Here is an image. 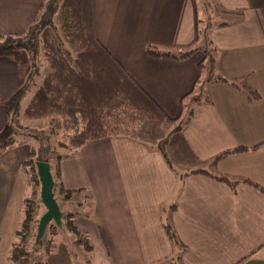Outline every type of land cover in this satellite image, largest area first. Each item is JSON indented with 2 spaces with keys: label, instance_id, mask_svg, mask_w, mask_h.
<instances>
[{
  "label": "crops",
  "instance_id": "0c3cea01",
  "mask_svg": "<svg viewBox=\"0 0 264 264\" xmlns=\"http://www.w3.org/2000/svg\"><path fill=\"white\" fill-rule=\"evenodd\" d=\"M213 2L219 17L198 48L199 0H91L98 41L170 118L192 116L169 133L166 160L157 147L119 137L88 141L60 162L58 184L87 197L89 216L76 222L91 246L87 264H264V0ZM44 4L0 0V37L28 33ZM148 48L177 57L198 50L173 60L151 58ZM202 48L212 68L197 80ZM23 85L16 64L0 57V106ZM6 123L0 107V133ZM239 147L247 150L209 166ZM15 150L0 157V264H8L25 193L27 153ZM198 170L235 185L189 174ZM166 223L184 250L168 241Z\"/></svg>",
  "mask_w": 264,
  "mask_h": 264
},
{
  "label": "trees",
  "instance_id": "16d2710c",
  "mask_svg": "<svg viewBox=\"0 0 264 264\" xmlns=\"http://www.w3.org/2000/svg\"><path fill=\"white\" fill-rule=\"evenodd\" d=\"M45 4L44 10L52 11L51 18L31 26L30 32L25 35L0 37V57L13 61L24 79L23 87L3 103L8 119L0 133V157L9 150L26 144L25 141L15 139L16 136H23L24 133L15 128L14 117L19 112L22 96L31 79L38 74L39 68L32 63L40 56L44 59L47 70L21 115L30 121L48 120L49 134L47 136L58 139L54 149L71 151L72 153L70 152L68 156L76 155L88 141L129 138L125 133L134 119L163 127H171L181 120L180 115L177 118H170L98 41L93 30L91 0H45ZM57 13L59 16L56 17ZM41 16L42 14L40 18ZM197 50L188 51L177 57L160 54L148 48L146 54L151 58L182 60ZM211 64L212 60H210ZM203 66L204 61L198 65L197 80ZM210 82L241 90L240 86L224 78H215ZM244 94L248 100L259 98L254 91L245 90ZM191 116L192 111L189 110L185 119L189 120ZM26 137L32 136L28 134ZM44 138L32 137L38 146L36 149H29L20 164V170L25 178V193L21 201L19 223L14 239L25 240L29 237L33 224L36 223V227L38 224L34 218L35 208L41 206L36 162L50 165L51 157L54 156V165L53 168L50 166V171L54 182L53 197L58 206V197L61 199L59 201L66 203H69L74 195L79 198L83 196L87 200L84 194H79L82 191H67L58 184L60 162L68 156L57 155L48 145L47 137ZM158 150L166 160V148ZM246 150L239 147L223 152L213 158L209 166L214 168L217 162L226 156ZM189 174H205L220 182L235 185L226 177L201 170ZM32 177L35 179L34 183L31 182ZM245 183L255 186L249 181ZM73 218V214L62 216V219L66 221L65 229L74 236V244L81 245L89 253L91 252L89 240L76 230ZM163 229L171 245L180 250L185 249L168 223L163 225ZM46 230H58V228L50 223ZM41 244L42 240L39 244L35 243L33 250ZM48 251L50 246L46 249V252ZM31 254L24 248L12 244L7 262L8 264H32Z\"/></svg>",
  "mask_w": 264,
  "mask_h": 264
},
{
  "label": "rangeland",
  "instance_id": "374dc122",
  "mask_svg": "<svg viewBox=\"0 0 264 264\" xmlns=\"http://www.w3.org/2000/svg\"><path fill=\"white\" fill-rule=\"evenodd\" d=\"M197 7H198L201 14H203V11H205V15H201V17H200V19H201L200 21L202 24L199 23L201 25L200 30H199L200 42H199V45L197 46L198 48H201V47L204 48L205 47V40H206V38H203L204 30L205 31L208 30L207 32H209L214 26L215 18L218 19L219 16L214 11L215 7H214L213 0H199ZM41 14H42L41 18L39 17V19L35 22L34 25H36L38 22L48 20L49 18L52 17V11L50 12L49 10H44V7H43V11ZM55 15H56V17L59 16L58 13ZM30 30H31V28H30ZM30 30H29V32H30ZM207 34L208 33H206V36H207ZM203 48H202V50H203V54L205 56V59H204L205 62H204V66L202 67V70L204 68H206V70L209 71L211 69L210 60L212 57H211L210 52L207 49L204 50ZM32 64L40 69V73H41L40 79H41L42 69H45L44 70L45 72L47 70V66H46V63L44 62V59L42 58V56H40ZM30 71L31 70H29V72ZM43 76H44V74H43ZM214 76H216V75H214ZM209 78H211V77H208V79ZM215 78H211L209 80L211 81L212 79H215ZM37 79H38V76H34L31 79L27 90L25 91L24 95L22 96V99H21V102L19 105L20 106L19 112L14 117V120H15L14 122L16 124L15 128L20 129V131L24 133L23 136L22 135L16 136L15 139L17 141H25L26 144L14 148L16 150L13 153H18V151H20V152L25 151V153H27L28 150L31 148L36 149L38 146L37 145L38 143H36V141L33 140L32 137L33 136H39V137H43V138L47 137L46 139H47L48 145L50 146V148L52 150H54L57 153V155H59L61 157L68 156L69 154L72 153L71 151H65V150L59 151V150L54 149V146H55L56 142H58V139H57V137H51L50 138L47 136L49 134L48 133L49 132V121L48 120L30 121V120H26L21 115L22 110L27 106L31 97L33 96L34 92L36 91L37 87L40 85L41 81H39ZM235 84L238 85L237 83H235ZM195 94H198L197 91H195ZM192 99H194V98H192ZM188 100H190V99H188ZM188 100L186 102H189ZM0 107L4 108L5 111L7 112L4 104H2ZM186 114L181 115V120L179 122H176L175 124H173V126H171V127L158 126L155 124L147 123L144 121H138V120L134 119L132 124L129 126V130L128 131L126 130L127 132L125 133V135L127 137H129L130 139H134V140L144 142L147 145H151L152 147H157V149L166 148L167 142L169 140V136H168L169 133L172 131H175L176 127H178V125H180L182 119L186 118ZM6 117L8 119L7 113H6ZM28 134L32 137H30V138L26 137V135H28ZM9 151H11V150H9ZM54 159H55L54 156H52L51 161H50L51 162L50 163L51 168H53ZM34 180L35 179L32 177L31 182L34 183ZM39 188H40V185H39ZM59 200H61V199H59V197H58V204L60 206L59 209H60L62 216L64 217L66 214H73V216H74V218H73L74 224L73 225L75 228H76V222L77 221L87 219L86 217L89 216V214H87L88 209L85 208V205L88 203V201L85 200L84 198H81V197L79 198L76 195H74L71 197V201L69 203H66L63 201L61 202ZM34 211L36 213L34 218L36 221H39L40 217L45 213V209L41 205V206H37V208H35ZM18 223H19V221H18ZM65 223H66V221H64V219H62V217H61V228H58V230H46L45 234L42 238V244L38 248H35V250H33L34 249L33 245L35 244V236H36V229H37L36 223L33 224L32 231H31L29 237H27L25 240L14 239V237H13L14 240H13L12 244H16L17 246L24 248L26 251L31 252L32 253L31 254L32 255L31 256L32 264H54L57 262H70L72 264H87V261L89 260L88 256H89L90 252L87 253L82 248L81 245L74 244V242H73L74 236L65 229V226H66ZM51 224H54V223L51 222ZM76 230H77V228H76ZM77 231L79 232V230H77ZM2 239H3V237H2ZM11 245H10L9 251L11 250ZM48 246H50V251L46 252V249H48Z\"/></svg>",
  "mask_w": 264,
  "mask_h": 264
},
{
  "label": "water",
  "instance_id": "95a60500",
  "mask_svg": "<svg viewBox=\"0 0 264 264\" xmlns=\"http://www.w3.org/2000/svg\"><path fill=\"white\" fill-rule=\"evenodd\" d=\"M36 175L40 185L39 199L45 209L40 217L35 236V243L39 244L45 234L46 227L52 222L57 228H61V217L59 206L53 197V178L50 165L44 162L35 163Z\"/></svg>",
  "mask_w": 264,
  "mask_h": 264
}]
</instances>
